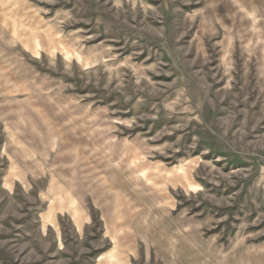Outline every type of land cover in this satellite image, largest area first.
Here are the masks:
<instances>
[{"label": "rangeland", "instance_id": "1", "mask_svg": "<svg viewBox=\"0 0 264 264\" xmlns=\"http://www.w3.org/2000/svg\"><path fill=\"white\" fill-rule=\"evenodd\" d=\"M0 264H264V0H0Z\"/></svg>", "mask_w": 264, "mask_h": 264}]
</instances>
